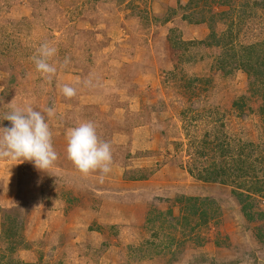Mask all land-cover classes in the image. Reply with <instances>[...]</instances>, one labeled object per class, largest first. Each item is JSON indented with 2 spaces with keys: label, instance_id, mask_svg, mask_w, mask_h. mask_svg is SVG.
Instances as JSON below:
<instances>
[{
  "label": "rangeland",
  "instance_id": "obj_1",
  "mask_svg": "<svg viewBox=\"0 0 264 264\" xmlns=\"http://www.w3.org/2000/svg\"><path fill=\"white\" fill-rule=\"evenodd\" d=\"M256 1L0 0V127L13 105L52 108L58 154L47 173L0 160V264H264ZM45 42L51 82L32 59ZM84 122L111 146L102 182L67 156Z\"/></svg>",
  "mask_w": 264,
  "mask_h": 264
},
{
  "label": "clouds",
  "instance_id": "obj_2",
  "mask_svg": "<svg viewBox=\"0 0 264 264\" xmlns=\"http://www.w3.org/2000/svg\"><path fill=\"white\" fill-rule=\"evenodd\" d=\"M56 53L57 49L45 42L32 57L36 70L48 82L53 80L57 71L56 67L49 63ZM67 63L68 58H65V64ZM61 91L68 99L76 95V89L68 85H64ZM53 115L52 108L42 112L30 105L23 108L13 105L12 110L4 117V120L11 122V126L0 127V160L9 159L15 161L14 164L31 162L38 171L47 173L58 159L52 145V133L46 122L47 118ZM66 151L68 159L85 177L98 172V178L102 182L111 170V146L99 139L92 122H84L69 129Z\"/></svg>",
  "mask_w": 264,
  "mask_h": 264
},
{
  "label": "trees",
  "instance_id": "obj_3",
  "mask_svg": "<svg viewBox=\"0 0 264 264\" xmlns=\"http://www.w3.org/2000/svg\"><path fill=\"white\" fill-rule=\"evenodd\" d=\"M255 3L256 4L258 3L259 5L261 4V6L264 8V0H259V1H256ZM211 35H212L211 37L213 38L214 37V32H212ZM217 43H220V42H217ZM217 43L215 42L216 45H218ZM231 43H232V33L229 32V38H228V40H226L225 45L226 46L227 45H231ZM245 72L247 74H250L252 71L251 70H245ZM253 74L256 75L257 78L261 79V85L264 86V60H260L259 61V67L257 69H254ZM230 168L231 167L224 168V170L221 169V168L218 169L217 171L214 170L210 174V175H212V178L211 177L208 178V177L202 176L201 174L198 175V178L200 177L199 179L204 180V181H206L207 179H215L214 181H216L218 179L219 175L224 174L225 172H231L230 170H232V169H230ZM188 172L192 175L191 170L188 171ZM221 182L225 183L224 181H221ZM233 193H234V195H237V197H239L240 203H243L242 210H243V213L246 214V217H250L249 219H253L254 218L253 213L251 214L250 212H248L249 208L252 207V203L251 202H246V203L244 202L246 199L250 198V195L245 194L244 192H241V191H239L237 189L233 190ZM194 210H196L195 207H194ZM204 214L205 213L200 214V216L202 218H205Z\"/></svg>",
  "mask_w": 264,
  "mask_h": 264
},
{
  "label": "crops",
  "instance_id": "obj_4",
  "mask_svg": "<svg viewBox=\"0 0 264 264\" xmlns=\"http://www.w3.org/2000/svg\"><path fill=\"white\" fill-rule=\"evenodd\" d=\"M148 143H149V141H148ZM148 182L147 181H145V180H143V181H140V183L139 184H144V185H146ZM147 190V189H146ZM147 192V191H146ZM131 194H133L134 196H138L141 200H149V198H147L146 196V194L147 193H145V192H142V191H136V192H132ZM143 194H145V195H143Z\"/></svg>",
  "mask_w": 264,
  "mask_h": 264
}]
</instances>
